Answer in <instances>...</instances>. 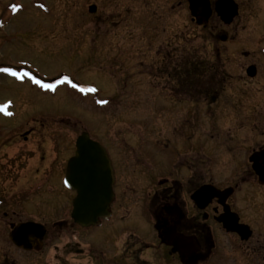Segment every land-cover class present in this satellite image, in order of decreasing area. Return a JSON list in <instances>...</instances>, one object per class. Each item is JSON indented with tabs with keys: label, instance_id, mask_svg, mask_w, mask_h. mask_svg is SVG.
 Segmentation results:
<instances>
[{
	"label": "rangeland",
	"instance_id": "1",
	"mask_svg": "<svg viewBox=\"0 0 264 264\" xmlns=\"http://www.w3.org/2000/svg\"><path fill=\"white\" fill-rule=\"evenodd\" d=\"M91 5L94 12L88 10ZM241 5L231 25L225 27L213 16L201 27L186 0H0V69L21 74L0 71V105H7L0 111V190L29 187L42 176L32 178L30 172L38 166V173L43 171L54 153L66 156L64 139L74 140L83 129L96 138L133 139L128 124L145 119L150 93L162 86L151 76L166 51L172 70L184 58L190 68L195 62L214 68L203 77L202 89L206 82L222 81L213 90L235 103L233 108L224 105L234 114L232 154L246 160L251 150L264 145V0H241ZM222 34L226 40H220ZM249 64L257 67L253 79L246 78ZM61 73L71 83L54 89L32 79L48 84ZM73 84L95 91L82 92ZM174 102L170 105L180 106ZM201 102L208 150L227 138L224 127L215 126L227 120L213 117L219 101L211 102L206 95ZM117 111H124L122 122ZM41 156L45 164L39 163ZM4 210L8 208H0V214ZM7 242L0 236V253L7 250Z\"/></svg>",
	"mask_w": 264,
	"mask_h": 264
},
{
	"label": "flooded vegetation",
	"instance_id": "2",
	"mask_svg": "<svg viewBox=\"0 0 264 264\" xmlns=\"http://www.w3.org/2000/svg\"><path fill=\"white\" fill-rule=\"evenodd\" d=\"M208 1L211 13L205 23L197 24L201 27L208 26L213 16L225 27L231 25L242 7L241 0H232L237 14L224 23L215 11L218 0ZM262 32L264 48V24ZM160 60L151 77L162 86L150 93L145 119L130 120L133 139L96 138L85 129L77 135L86 132L104 153L103 163L112 177L107 217L88 226L74 221L76 183L65 185L66 168L70 162L74 172L85 175L88 168L96 176L100 166L89 156L75 161L77 137L64 139L67 143L61 149L67 155L54 153L43 171L38 173L42 169L38 166L30 172L32 178L42 176L29 187L0 190V208H8L0 214V236L8 240L0 264H264V145L251 150L246 160L235 159L229 132L234 114L224 108L235 103L213 90L222 81L209 86L206 82L204 91L201 70L188 76L186 58L175 70L168 51ZM254 67L255 75H246L247 79L256 77ZM139 94L133 92L136 99ZM206 95L211 102L219 101L214 119L227 120L215 124L224 127L227 138L208 150L203 144L201 108ZM172 99L180 106H171ZM123 113H116L121 122ZM44 158L39 163L45 164ZM254 162L260 165V175ZM24 224L35 228L24 235L22 247L14 244L10 233Z\"/></svg>",
	"mask_w": 264,
	"mask_h": 264
},
{
	"label": "water",
	"instance_id": "3",
	"mask_svg": "<svg viewBox=\"0 0 264 264\" xmlns=\"http://www.w3.org/2000/svg\"><path fill=\"white\" fill-rule=\"evenodd\" d=\"M188 8L193 19H196V23H205L208 20V17L211 13L210 3L208 0H188ZM89 12L95 11V6H89ZM215 11L219 18L224 23H229L233 17L237 14V5L232 0H218L215 3ZM221 40L226 39V35H221ZM246 74L248 76L255 75V67L249 66L246 69ZM64 77L70 78L65 74L57 79H52L51 83L56 84L57 81H65ZM85 89H90L83 87ZM99 149V152L97 151ZM84 156H89L88 160L90 162H95L100 166L99 172L96 176L93 173L89 172L88 168L83 175L79 172L73 171V163L68 164L66 173H65V184L70 187L71 182H75L76 185L74 188L77 191V194L73 203L72 217L74 221L82 226L94 225L100 219L107 217V208L109 201L112 197L111 191V181L112 177L110 172L105 167L103 163L104 153L99 148V144L92 141L87 133L83 132L77 137V154L74 160H84ZM80 157V158H79ZM251 161L252 158H250ZM253 168L258 175H260L261 169L260 165L257 162L253 163ZM107 171V173H105ZM32 228L34 226L24 224L22 226L15 227L11 233V239L17 245H23L26 243L27 237H24L25 234L29 235V232H34ZM41 231V230H40ZM42 235V231L39 233V237Z\"/></svg>",
	"mask_w": 264,
	"mask_h": 264
},
{
	"label": "snow or ice",
	"instance_id": "4",
	"mask_svg": "<svg viewBox=\"0 0 264 264\" xmlns=\"http://www.w3.org/2000/svg\"><path fill=\"white\" fill-rule=\"evenodd\" d=\"M15 7L16 6H13V10H15ZM0 71H3V72H6V73H11L13 76H20L21 74L18 73L17 71H15L14 69L12 68H3V69H0ZM24 75H30L29 73H24ZM32 79L34 80L35 83L39 84L41 87H44V88H51V89H54L55 88V84H46V83H43L41 80H38L36 79L35 77H32ZM64 80L65 81H68V78L67 77H64ZM61 81H57V83H59ZM69 83H71V81H68ZM73 87H79L78 85L76 84H73L72 85ZM80 91H95V89H85V88H80ZM101 103H104V101H101ZM7 108V105H0V111H3V110H6Z\"/></svg>",
	"mask_w": 264,
	"mask_h": 264
},
{
	"label": "trees",
	"instance_id": "5",
	"mask_svg": "<svg viewBox=\"0 0 264 264\" xmlns=\"http://www.w3.org/2000/svg\"><path fill=\"white\" fill-rule=\"evenodd\" d=\"M190 66H191V68L190 67L187 68V75L188 76H194V74H195V70L194 69H200L201 70L202 79H203V77L205 76L206 73L210 72V71H208V68H206V63L205 62L201 63L200 66H199V64H197V62L195 64L193 63V65H190ZM210 74H212V72H210Z\"/></svg>",
	"mask_w": 264,
	"mask_h": 264
}]
</instances>
